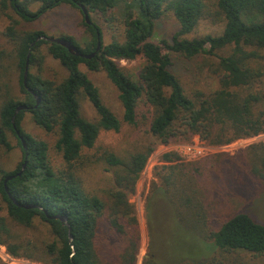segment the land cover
Returning <instances> with one entry per match:
<instances>
[{"label":"trees","instance_id":"obj_1","mask_svg":"<svg viewBox=\"0 0 264 264\" xmlns=\"http://www.w3.org/2000/svg\"><path fill=\"white\" fill-rule=\"evenodd\" d=\"M65 3L77 7L83 17L85 6L89 15L118 21L123 38L113 36L105 44L102 27L91 18L87 23L84 17L90 38L83 46L71 35L60 37L69 39L86 55L94 53L100 41V50L86 58L61 44L39 39L48 36L42 30L19 28L21 21L33 22ZM10 8L20 20L8 13ZM166 14L175 17L179 28L171 38L156 42L157 22ZM0 15L10 18L3 35L12 47L9 50L0 45V154L16 146L22 151L14 170L0 164V244L13 257L42 264H136L141 233L129 196L154 144L200 135L210 144L224 145L264 133V0H0ZM203 20L223 24L222 33L189 37ZM43 45L67 70L60 82L41 73ZM173 54L187 59L217 58L214 73L218 87L209 94L199 89L188 92L172 69ZM137 59H142L143 65L136 75L120 62ZM11 60L17 61L21 72L23 98L13 94L7 81ZM82 65L91 71H104L116 86L122 119L104 103ZM35 66L38 71H30ZM85 98L94 106L97 121L83 115ZM20 105L27 109L15 115ZM26 112L40 128L57 132L54 149L59 164L53 161L46 140L23 129ZM124 123H142L154 143L129 156L105 147L96 149L101 131L119 132ZM212 159L183 162L175 153L164 154L149 196H165L179 222L213 245V256L206 264H217L222 253L264 257V222L242 205L232 208L215 197L213 187L219 182L212 178L223 177V182L246 188L254 185L264 193V141L234 156ZM97 163L114 178L105 196L88 190L84 182L85 169ZM25 204L36 206L26 208ZM57 215L66 216L69 225ZM37 219L48 226V236L40 238L32 231ZM0 264L5 263L0 259ZM143 264L162 263L146 257Z\"/></svg>","mask_w":264,"mask_h":264},{"label":"rangeland","instance_id":"obj_2","mask_svg":"<svg viewBox=\"0 0 264 264\" xmlns=\"http://www.w3.org/2000/svg\"><path fill=\"white\" fill-rule=\"evenodd\" d=\"M15 19L20 17L12 8L8 10ZM90 18L97 22L103 29L104 43H109L113 36L122 39L121 27L118 21H107L100 15L90 14ZM83 15L80 10L71 4H62L57 8L45 13L43 16L33 22L21 21L20 29H39L44 31L50 37H60L61 35H71L82 46L90 38L85 31L83 25ZM10 18L0 15V45L11 50L7 38L3 35ZM179 28L178 22L172 14H166L159 19L153 39L160 42L162 39L171 38L175 31ZM224 28L223 24L211 23L209 21H201L195 30L189 34V37L202 36L206 34L219 35ZM41 52L44 56L41 73L44 77L57 82L62 81L67 75V70L61 63L51 57L47 52V45H43ZM174 66L173 71L183 81L188 92L199 89L206 93H210L218 87V78L214 73L218 60L213 56L196 57L187 59L179 55L173 54ZM122 67L126 68L132 74L136 75L143 65L142 59L133 61L121 60ZM82 70L88 74L94 84L98 87L100 95L104 103L120 118L123 117V107L119 99V91L110 81L104 71H91L86 66H81ZM30 71L36 72L37 67H33ZM21 72L17 65V61L8 62L7 81L16 97L23 98L24 93L21 91L20 85ZM81 111L83 115L90 121H97L99 116L87 99H83L81 103ZM22 127L25 132L32 136L44 139L50 146L51 157L57 164L60 159L55 152L54 145L57 139V132H47L40 128L33 120L30 112H26L23 117ZM200 139L206 145L220 147L224 145L210 144L202 139L200 135H194L190 139H179L178 142L168 144L155 143L154 150L150 154L146 163V171L140 175L136 184L134 193L130 194L129 201L134 205L135 214L141 233L140 250L137 256L136 264H143L146 257H153L162 264H206L213 256V245L201 241L193 231H190L184 224L180 223L175 217L172 207L165 196L161 194H153L149 196L150 187L153 181L157 180L155 170L164 164L162 157L166 153H175L183 162H201L205 159L219 160L229 156H234L247 146L264 141V133L261 135L240 138V143L225 151H216L197 160H186L175 152L176 145L184 143H192ZM239 140V139H238ZM13 142L17 145L15 138ZM154 143V138L148 133L147 127L142 123L140 126H132L124 123L119 132L101 131L97 142V148H109L122 156H129L133 152L143 150ZM229 144V143H228ZM93 149L90 153H93ZM1 152V150H0ZM223 153V154H222ZM225 157V158H224ZM22 151L16 146L10 152L0 154V164L3 168L11 171L14 170L21 162ZM84 182L88 190L105 196L108 189L113 187L114 178L111 171L105 170L102 163L89 166L83 173ZM219 185L213 187L214 196L219 197L222 201H226L232 208L242 205L243 209L249 212L256 220L264 222V193H259L257 188L252 185L250 188L244 186L233 185L223 182V177H212ZM219 180V181H218ZM35 230L37 236L42 238L49 235L48 226L40 220H36ZM218 258L220 260H218ZM216 260L217 264H264L263 256H253L246 252L240 253H222ZM1 259V258H0ZM21 261L5 262V264H42L40 261L27 258H20ZM220 261V262H219Z\"/></svg>","mask_w":264,"mask_h":264},{"label":"built area","instance_id":"obj_3","mask_svg":"<svg viewBox=\"0 0 264 264\" xmlns=\"http://www.w3.org/2000/svg\"><path fill=\"white\" fill-rule=\"evenodd\" d=\"M240 142L241 141L239 139L229 144H226L224 146L214 147V146L206 145L200 139H197L193 141L192 143H184V144L176 145V147H174V150L184 159L192 161V160H197L201 157H205L219 150L225 151V150L231 149L233 146L238 145ZM144 170L145 171L147 170L146 167L144 168ZM0 258L3 261L8 262V263L10 262L17 263L21 261L20 258L13 257L7 251L6 247L1 244H0Z\"/></svg>","mask_w":264,"mask_h":264},{"label":"water","instance_id":"obj_4","mask_svg":"<svg viewBox=\"0 0 264 264\" xmlns=\"http://www.w3.org/2000/svg\"><path fill=\"white\" fill-rule=\"evenodd\" d=\"M82 9H83L85 20L87 21V23H91L90 15H89L88 10L86 9L85 6H82ZM39 39H44V40H47V41H50V42H55V43L61 44L64 47H66L71 53H74L76 55H81V56H84L86 58L93 57L96 54V52L99 51L100 48H101V42L98 41V45H97L96 51L94 53H92V54L86 55V54L81 53L79 51V49L77 48V46L74 43H72L69 39H65V38H61V37H50V36H41ZM28 73H29V61L27 60V64H26V68H25V72H24V85L25 86H27ZM37 101L39 102V98H37ZM22 109H27V106L20 105L19 107H17L15 115ZM13 122H14V119H13ZM22 141H23L24 147L26 148L27 145H26V142H25V140L23 138H22ZM25 167H26V163H24L22 171L24 170ZM22 171H21V173H22ZM9 178L10 177H8V179ZM8 179L5 180V183L8 181ZM9 195L15 201V203L18 204V202L14 199V197L10 193H9ZM22 206H24L26 208H32V207H35L36 205H34V204H25V205H22ZM39 207H41V206H39ZM55 217L61 218L63 221H65V223L67 225H69L68 219H67L66 216L57 215ZM70 240L71 241L73 240V237L71 235H70Z\"/></svg>","mask_w":264,"mask_h":264}]
</instances>
